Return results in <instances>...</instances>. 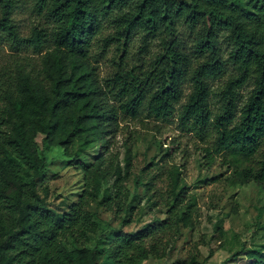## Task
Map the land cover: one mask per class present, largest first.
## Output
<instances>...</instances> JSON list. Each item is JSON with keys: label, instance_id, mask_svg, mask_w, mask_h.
<instances>
[{"label": "trees", "instance_id": "trees-1", "mask_svg": "<svg viewBox=\"0 0 264 264\" xmlns=\"http://www.w3.org/2000/svg\"><path fill=\"white\" fill-rule=\"evenodd\" d=\"M33 2L52 28L35 27L23 37L13 20L20 0H0V46L45 52L41 69L31 68L27 57L0 67V264H145L169 255L183 229L193 228L190 215L181 213L187 192L177 167L167 219L135 233L102 229L93 219L91 203L111 212L122 204L108 173L101 174V153L88 167L80 158L97 144L106 150L122 116L167 121L181 106L185 128L214 138L210 155L229 154L245 183L264 188V0ZM107 19L115 32L104 43H116L121 51L140 34L141 57L101 81L90 55ZM154 41L160 49L147 63L143 55ZM188 81L191 91L185 95ZM39 135L44 149H64L84 173L85 190L68 212L49 205ZM243 162L251 165L241 167ZM130 165L116 184L130 178ZM131 209H124V226L132 222ZM245 254L249 264H264L263 249Z\"/></svg>", "mask_w": 264, "mask_h": 264}, {"label": "rangeland", "instance_id": "rangeland-1", "mask_svg": "<svg viewBox=\"0 0 264 264\" xmlns=\"http://www.w3.org/2000/svg\"><path fill=\"white\" fill-rule=\"evenodd\" d=\"M13 20L23 37H29L35 27L52 28L45 15L35 10L33 0H20ZM114 32L115 26L107 19L93 42L90 62L101 81L117 73L120 67L130 69L141 57L140 34L133 36L127 47L122 45L119 51L116 43H104V38ZM185 35L190 48L192 38L187 31ZM159 49L158 41H154L143 55L147 63ZM44 54H36L32 48L17 53L5 44L0 46V67L5 63L11 66L14 58L27 57L31 68L41 69ZM213 85L217 89L220 83ZM250 90L249 87L242 90L243 101ZM190 91L188 81L185 95ZM185 102L186 99L182 104ZM218 106L214 99L215 109ZM181 109L179 106L175 116L167 121L122 116L106 150L97 144L86 151L80 163L88 167L98 161L101 153L104 158L101 174L108 173V185L111 189L114 187L115 193L119 191L116 201L122 204L121 209L114 204L116 210L111 212L106 206L91 203L88 211L94 220L101 222L102 229H123L132 233L147 224L163 221L168 217L171 174L177 167L187 192L181 213L190 215L193 228L183 229L169 255L162 259L149 258L145 264H249L246 250H264V188L254 182L245 183L240 168L229 154L211 152L210 155L208 150H213L214 138L211 135L200 137L185 128L178 117ZM42 140L43 136L39 135L37 152L47 161L42 183L49 190V205L57 211L68 212L85 190L84 173L79 170L78 162L67 157L64 149H44ZM129 161L130 178L116 184V176L125 175ZM248 165L251 163L243 162L241 167ZM126 207H132V222L128 226L122 223ZM102 229L95 234L96 240Z\"/></svg>", "mask_w": 264, "mask_h": 264}]
</instances>
